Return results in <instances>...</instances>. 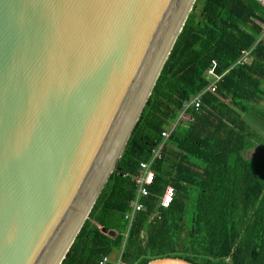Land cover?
<instances>
[{
    "label": "water",
    "instance_id": "obj_1",
    "mask_svg": "<svg viewBox=\"0 0 264 264\" xmlns=\"http://www.w3.org/2000/svg\"><path fill=\"white\" fill-rule=\"evenodd\" d=\"M194 2L0 0V264H61Z\"/></svg>",
    "mask_w": 264,
    "mask_h": 264
},
{
    "label": "trees",
    "instance_id": "obj_2",
    "mask_svg": "<svg viewBox=\"0 0 264 264\" xmlns=\"http://www.w3.org/2000/svg\"><path fill=\"white\" fill-rule=\"evenodd\" d=\"M264 21L261 0H195L124 150L61 264L104 257L145 264L181 257L194 264H264ZM244 63L237 62L242 51ZM216 62L214 92L205 71ZM202 104L177 121L182 104ZM245 114L255 115L257 124ZM175 126L152 163L144 208L132 219L131 179L161 132ZM166 185L169 207L153 216ZM189 207V208H187ZM114 230V235L101 231ZM146 234V242L141 238Z\"/></svg>",
    "mask_w": 264,
    "mask_h": 264
},
{
    "label": "built area",
    "instance_id": "obj_3",
    "mask_svg": "<svg viewBox=\"0 0 264 264\" xmlns=\"http://www.w3.org/2000/svg\"><path fill=\"white\" fill-rule=\"evenodd\" d=\"M262 5L264 6V0H261ZM261 25V28L263 29V34L261 36L264 37V21L258 22ZM249 52L246 50L242 51V56L237 62L244 63L248 59ZM213 65L209 67L205 71V76L209 79L210 83L207 86L206 90H210L212 92L216 89V84L220 80L221 76L215 73V66L216 62L212 61ZM202 100H201V93L195 94L189 99L185 100L182 104V111L180 115L177 117V121L183 117V115L190 110L191 108L193 110H198V108L201 106ZM176 122L173 123L169 128L164 129L161 132V140L153 147L151 150V157L148 160L140 161L138 166V171L135 175L131 176V179L135 183L136 187V196L135 199L131 200L129 202V206L132 208V212H128L125 215L126 219H129V221L132 222V219L134 218V215L137 211L144 208V202L142 201V198L149 196L151 193L149 191V186L152 184L154 180V170L152 169V163L157 160L161 159L163 157V150L167 144V139L172 132ZM174 188L171 185H166L163 193L160 195L157 203H156V210L153 213V216H159V209L160 208H166L169 207V205L172 203L174 198ZM108 262L107 257H104L101 261L102 264H105ZM119 264V262H117Z\"/></svg>",
    "mask_w": 264,
    "mask_h": 264
},
{
    "label": "rangeland",
    "instance_id": "obj_4",
    "mask_svg": "<svg viewBox=\"0 0 264 264\" xmlns=\"http://www.w3.org/2000/svg\"><path fill=\"white\" fill-rule=\"evenodd\" d=\"M245 116H246L247 120L250 121V123H252V124H254V125L258 123V122H255V119H256V120H259L257 116H255V115H250V114H245ZM254 118H255V119H254ZM187 208H189V207H187ZM146 236H147V235L144 233L143 236H142V238H141V242H140V243H141V245H143V246H144V244H145V242H146ZM109 262H110V264H114L115 261H114V260H112V261L109 260Z\"/></svg>",
    "mask_w": 264,
    "mask_h": 264
},
{
    "label": "crops",
    "instance_id": "obj_5",
    "mask_svg": "<svg viewBox=\"0 0 264 264\" xmlns=\"http://www.w3.org/2000/svg\"><path fill=\"white\" fill-rule=\"evenodd\" d=\"M111 259L115 261V255H114V254L111 256ZM108 262H109V261H108ZM114 264H117V262L115 261ZM119 264H126V263H120V262H119Z\"/></svg>",
    "mask_w": 264,
    "mask_h": 264
}]
</instances>
